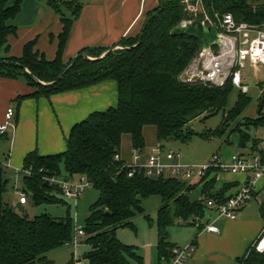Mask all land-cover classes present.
I'll use <instances>...</instances> for the list:
<instances>
[{
	"label": "trees",
	"instance_id": "16d2710c",
	"mask_svg": "<svg viewBox=\"0 0 264 264\" xmlns=\"http://www.w3.org/2000/svg\"><path fill=\"white\" fill-rule=\"evenodd\" d=\"M163 1L162 8L160 3L148 14L143 25L145 29L141 30L143 35L140 32L137 36L123 38L118 43L124 47L120 50H110L113 47L82 50L73 67L59 80V75L74 59L64 63L63 50L73 22L80 13L77 0H48L63 22L55 59L48 60L35 49L36 39L25 44L21 57L0 59V76L24 75L38 88L37 96H50L106 79H115L118 83L117 106L95 111L76 123L67 138L64 152L42 155L35 150L28 153L23 170L30 173L22 170V190L28 200L37 205L62 200L58 196L61 189L50 182L51 177L86 175L99 192L83 224L86 236L82 243L90 246L85 254L89 264L142 262L136 247L122 242L116 231L126 226L136 228L132 219L145 213L143 201L150 196L158 195L163 200L157 219L160 260L173 256L176 245L169 241L168 235L169 227L176 220L196 224L197 219L205 217L207 199L222 201L226 198L223 190L215 196L209 195L207 190L212 183H207L206 195L193 202L188 193L195 184L178 178H153L139 173L129 176L122 165L123 160L118 161L115 156L122 154L125 135L130 136L133 148H144L146 126L155 127L157 140L163 143L171 140L186 142L193 135L205 138L225 135L227 123L244 112L250 104V97L240 91L236 105L227 109L229 94L235 86L230 78L221 85L201 78H182L194 59L199 57L200 43L196 38L176 36L172 31L183 22L202 19L204 14L217 20L228 13L238 22L264 28V0H202V12L197 16L186 10L183 0ZM21 6L22 0H0V52L8 51V38L17 32L14 19ZM66 11L72 15L68 16ZM139 40L140 43L132 48ZM83 52L90 57L107 53L98 60H89L81 56ZM37 79L46 83L57 81L48 85ZM260 85H264V81ZM263 108L261 104L260 113L255 118H248L244 126L264 125ZM218 113H222V124L213 132L197 133L191 128L193 121ZM233 132L240 134L243 144L251 138L241 126ZM259 142L254 139V148ZM6 172L0 162V264H52L48 254L72 242L74 219L69 210L63 217L49 213L29 217L24 209L16 208L14 203L5 199L9 181ZM261 210L264 217V205ZM238 264H264V254L256 251L252 244Z\"/></svg>",
	"mask_w": 264,
	"mask_h": 264
},
{
	"label": "crops",
	"instance_id": "0c3cea01",
	"mask_svg": "<svg viewBox=\"0 0 264 264\" xmlns=\"http://www.w3.org/2000/svg\"><path fill=\"white\" fill-rule=\"evenodd\" d=\"M77 1L80 4V13L73 22L63 50L64 63H68L88 47H116L123 38L137 36L148 14L161 3V0ZM66 13L68 16L72 15L70 11ZM14 24L17 25V32L9 36V49L0 52V59L21 57L25 44L35 39L36 50L44 54L48 60L56 58L63 22L48 0H30L29 3L27 0H22L21 10L14 19ZM243 82L245 83L244 76ZM261 82L262 80H258V84ZM37 91L38 88L29 83L24 75L0 76V124L5 122L8 108L11 107L15 111L12 120L15 127L9 126L4 133H0V162L10 178L22 172L25 157L32 151L36 150L42 155L64 152L67 149V138L72 127L95 111L117 106L120 95L115 79H106L50 96H37L35 95ZM148 131H150L149 135ZM144 135L145 152L158 143L165 146L163 142L157 140L155 127L146 126ZM225 135L222 136L225 137V142L237 147L236 153L244 155L258 151L259 145L254 148V139L262 138L251 136L243 144L238 132ZM132 150L131 138L125 135L121 151L123 158L130 160ZM219 154L228 160L231 159L233 150L224 144L220 146ZM209 160H203L202 163ZM247 178L245 173L210 171L204 178L189 183L195 186L188 196L193 202L201 200L206 195V184L212 183L207 190L209 195L215 196L223 190V197H227L235 193ZM259 185H262V181H259ZM16 188L15 194H18ZM160 199L159 208L163 205V200L161 197ZM260 199L262 200L260 206L252 204L253 201L259 202ZM18 201L19 198L12 203L16 204ZM26 204H23L24 207ZM262 205H264L262 196L257 194L238 211L235 219L218 218L215 209L206 207L205 217L200 219L202 225L214 222L219 227V232H209L194 223L178 219L169 227V241L177 246L190 243L196 245L195 252L186 264H238V260L264 228ZM117 236L121 240L118 232ZM158 243L159 235L154 240L143 241L142 254L138 250L137 252L141 255L144 264H160Z\"/></svg>",
	"mask_w": 264,
	"mask_h": 264
},
{
	"label": "built area",
	"instance_id": "2783aa9c",
	"mask_svg": "<svg viewBox=\"0 0 264 264\" xmlns=\"http://www.w3.org/2000/svg\"><path fill=\"white\" fill-rule=\"evenodd\" d=\"M186 10L197 16L201 11L202 0H183ZM207 25L216 27L226 53H232L233 66L231 80L242 92H249V85L243 82V68L247 63L255 66L264 65V28L251 25L248 22H238L231 14L212 20L207 14L201 19ZM191 21V20H190ZM212 49V48H211ZM211 49L206 52L211 51ZM205 52V53H206ZM204 53V55H205ZM203 55V56H204ZM202 58V57H201ZM205 70H201V78L214 81L220 79L219 69L212 68L213 59L204 60ZM207 72V73H205ZM194 73V72H193ZM229 79V78H228ZM227 79L221 80L222 84ZM264 93V85H262ZM15 111L8 108L5 122L0 124V133H4L9 126L15 127L12 123ZM259 149L253 154L244 155L235 153L231 159H224L220 154L214 153L210 160L202 164H187L180 160L181 153L167 149L163 144L153 145L147 152L143 148H133L130 160L124 159L121 153L116 154L115 159L123 160V167L127 169L129 176L137 173L153 178H178L192 183L203 178L208 171L245 173L248 178L245 183L232 195L224 200L207 199L205 205L215 209L218 218L235 219L238 211L243 209L257 194H260L264 204V136L260 139ZM24 173H30L23 170ZM50 182L60 187L62 195L77 206L79 199L83 196L86 188L92 187L86 175H79L76 178L51 177ZM262 181V185H259ZM21 204L28 202V197L22 189L16 188ZM196 225L209 232H219V227L214 222L202 225L197 219ZM86 236L83 225H80L77 217L74 219V235L71 244L73 245V263L84 264V259L78 257V250ZM253 248L264 254V228L259 237L254 241ZM196 250L194 243L173 248V256L162 258L160 264H186L187 260Z\"/></svg>",
	"mask_w": 264,
	"mask_h": 264
},
{
	"label": "rangeland",
	"instance_id": "374dc122",
	"mask_svg": "<svg viewBox=\"0 0 264 264\" xmlns=\"http://www.w3.org/2000/svg\"><path fill=\"white\" fill-rule=\"evenodd\" d=\"M30 0H27L29 3ZM124 47L117 45L111 49L120 50ZM106 53V52H105ZM105 53L99 57L100 58ZM232 53H226V49L223 46H218L217 48H212L211 51L206 52L204 56L197 57L194 59L191 68L187 70L181 76L184 79H200L202 76L201 70H205V61H208V58L213 59L212 68L219 69L220 79L212 81L215 85H221L224 79H228L231 76L233 66L232 63ZM105 56V55H104ZM194 72V73H193ZM207 73V72H205ZM243 76L245 78V83L249 85V92L247 93L250 97V104L245 108L244 112L236 119L231 122H228L225 127V134L229 135L232 130H236L239 126L249 132L252 137L264 136V125L259 127L251 126L247 128L244 126L248 118H255L261 104L264 106V93H262V85L258 84V80L264 81V65L255 66L253 64L247 63L243 68ZM202 79V78H201ZM231 79V78H230ZM227 81V80H226ZM225 82V81H224ZM240 88L237 86L233 87L228 98L227 109L232 108L236 105L238 96L240 94ZM264 112V108H263ZM222 113L212 115L206 119H197L192 122L191 128L197 133H207L209 131H214L216 128L220 127L222 124ZM239 125V126H238ZM148 135L150 131L147 132ZM225 135V136H226ZM128 137H126L127 139ZM225 137H209L205 138L199 135H193L186 142L181 140H171L164 142L167 149H172L174 151H179L181 153L180 160L183 163L187 164H202L203 160H209L212 154L220 153V146L224 145L229 149L233 150V154L238 152V148L233 145H228L225 142ZM125 139V140H126ZM204 161V162H206ZM7 174V172H6ZM24 176L23 172L15 174L10 178L8 177L7 192L5 194V199L8 202H13L19 198L18 194H15V188L22 189V178ZM15 177H17L15 179ZM60 200L59 202L53 203H43L40 205L35 204L33 201H29L25 205L24 210L27 212L29 217H34L42 213H49L53 216L63 217L67 214V210L70 211L73 219L77 217V220L80 225L85 223L86 218L90 213V206L98 199L99 192L93 188H86L83 196L79 199L77 206L73 201L67 200L62 193L58 194ZM253 201L252 204L259 205L261 203ZM161 204V199L158 196H150L144 200V209L145 213L137 214L132 222L136 228L130 226L120 227L117 229L118 235L121 240L128 245H134L138 252L142 254L141 244L146 239H156L158 236L157 228V219H158V208ZM14 205H16L14 203ZM90 249V246L85 242L80 245L78 250V257L84 259V264H89L88 260L85 258L86 252ZM141 249V250H140ZM73 252L74 248L71 243L65 244L60 248L51 251L48 255L52 260V264H67L68 262L73 263ZM135 264H144V262H136Z\"/></svg>",
	"mask_w": 264,
	"mask_h": 264
},
{
	"label": "water",
	"instance_id": "95a60500",
	"mask_svg": "<svg viewBox=\"0 0 264 264\" xmlns=\"http://www.w3.org/2000/svg\"><path fill=\"white\" fill-rule=\"evenodd\" d=\"M163 4H164V1L161 0V8L163 7ZM155 14L156 13H154L153 16ZM149 20L150 19H148L146 23H148ZM143 29H145V27H143ZM172 32L176 36H189V37L196 38L199 41L200 48H201V51L199 53V57H202L204 55V53L207 50L213 48V46L221 45L222 42H223L222 39L219 36L218 29L216 27L212 26V25H207L201 19H194V20H191V21L183 22L180 25L176 26L173 29ZM141 35H143V32H141ZM140 41L141 40H139V42L137 44L133 45L132 48L135 47L136 45H138L140 43ZM110 50H113V49H110ZM104 55L102 57H104ZM81 56H83V57H85V58H87L89 60H98L99 59V58H92V57L88 56L84 52L81 53ZM102 57H100V58H102ZM77 59H78V55L64 69V71L59 75L57 80H59L69 69H71L73 67V65L75 64ZM57 80L49 82V83H46L44 81H41V80L37 79V81H39L40 83L48 84V85L54 84ZM15 206L18 209H21V210L24 209V205L21 204L20 201H18Z\"/></svg>",
	"mask_w": 264,
	"mask_h": 264
}]
</instances>
